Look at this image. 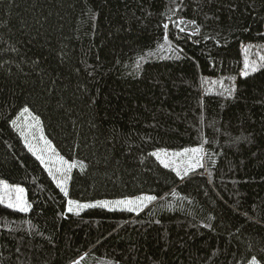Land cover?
Returning <instances> with one entry per match:
<instances>
[{
	"label": "trees",
	"instance_id": "obj_1",
	"mask_svg": "<svg viewBox=\"0 0 264 264\" xmlns=\"http://www.w3.org/2000/svg\"><path fill=\"white\" fill-rule=\"evenodd\" d=\"M263 34L264 0H0V182L28 206L0 204V264H264V66L240 76ZM22 111L75 165L66 195ZM192 148L183 177L154 156Z\"/></svg>",
	"mask_w": 264,
	"mask_h": 264
},
{
	"label": "rangeland",
	"instance_id": "obj_2",
	"mask_svg": "<svg viewBox=\"0 0 264 264\" xmlns=\"http://www.w3.org/2000/svg\"><path fill=\"white\" fill-rule=\"evenodd\" d=\"M241 50L242 72L240 76L246 77L251 75L264 66V42L261 45L244 44L241 46ZM202 86L204 90L214 92L217 90H229L233 86V82L230 79H203ZM15 124L25 146L46 168L55 185L64 194H67L68 176L72 169L71 165L54 150L44 136L40 124L29 112H20ZM182 153H187V155H181ZM154 156L163 166L169 168L178 176L183 177L202 167L204 151L202 148L186 149L179 152L156 151L154 152ZM58 185H63V189ZM151 201L152 199L149 196H139L113 201H100L101 203L96 204L106 205L104 209L107 210H122L136 214L145 209ZM0 204L16 212L26 213L28 211L24 190L21 187L9 186L3 182H0ZM88 206L90 205L66 199L67 213H80L82 210L89 208Z\"/></svg>",
	"mask_w": 264,
	"mask_h": 264
},
{
	"label": "snow or ice",
	"instance_id": "obj_3",
	"mask_svg": "<svg viewBox=\"0 0 264 264\" xmlns=\"http://www.w3.org/2000/svg\"><path fill=\"white\" fill-rule=\"evenodd\" d=\"M198 151V150H197ZM195 155V153H193ZM181 155H187V153H182ZM70 167H75V165H71ZM63 189V185H58ZM66 194V193H65ZM97 205H93V207H96ZM100 207H106V205H99ZM19 210V209H17Z\"/></svg>",
	"mask_w": 264,
	"mask_h": 264
}]
</instances>
